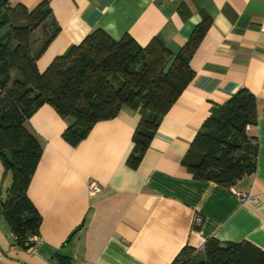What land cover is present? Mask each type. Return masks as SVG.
Instances as JSON below:
<instances>
[{
  "label": "crops",
  "instance_id": "1",
  "mask_svg": "<svg viewBox=\"0 0 264 264\" xmlns=\"http://www.w3.org/2000/svg\"><path fill=\"white\" fill-rule=\"evenodd\" d=\"M9 1L31 8L40 0ZM49 6L59 31L36 60L40 72L97 28L141 46L159 37L176 54L202 12L211 25L189 62L194 77L135 167L126 162L140 118L135 109L123 106L96 122L76 145L62 136L71 120L50 105L28 118L42 144L27 187L41 216L40 240L19 244L0 212L2 264H171L183 247L199 250L210 238L264 250V0H49ZM241 88L257 102L255 172L231 187L194 179L182 164L191 141L211 107ZM90 180L99 192H88ZM10 182L0 162V197ZM236 193L256 202H241ZM197 215L202 223L195 228Z\"/></svg>",
  "mask_w": 264,
  "mask_h": 264
},
{
  "label": "trees",
  "instance_id": "2",
  "mask_svg": "<svg viewBox=\"0 0 264 264\" xmlns=\"http://www.w3.org/2000/svg\"><path fill=\"white\" fill-rule=\"evenodd\" d=\"M201 14L176 54L159 37L141 46L128 35L114 39L97 28L40 72L36 60L59 31L49 0L31 8L0 0V162L11 178L0 197V212L19 244L30 247L24 241L38 234L41 222L27 187L42 144L28 127V118L40 106L50 105L71 120L62 136L76 145L96 122L115 117L123 106L135 109L140 118L126 161L135 167L160 120L194 77L189 62L211 25L210 16ZM36 31L41 33L38 39ZM256 118V97L246 88L213 105L183 166L194 179L226 187L252 175L258 156L251 131ZM171 264H264V250L247 241L222 243L210 238L202 251L183 247Z\"/></svg>",
  "mask_w": 264,
  "mask_h": 264
},
{
  "label": "built area",
  "instance_id": "3",
  "mask_svg": "<svg viewBox=\"0 0 264 264\" xmlns=\"http://www.w3.org/2000/svg\"><path fill=\"white\" fill-rule=\"evenodd\" d=\"M100 189H101L100 185L96 180H90L88 182V192L90 194H95L99 192ZM236 195L241 202H247V201L252 202V203L256 202V197L248 195L247 193H236ZM193 222H194V226H200V224L202 223V217L200 215L195 216ZM39 240H40V237L38 234H31V235H28V237L24 241V245H33ZM202 250H203V247H201L197 251H202ZM0 264H2L1 259H0Z\"/></svg>",
  "mask_w": 264,
  "mask_h": 264
}]
</instances>
